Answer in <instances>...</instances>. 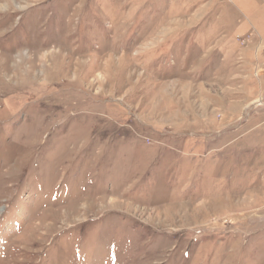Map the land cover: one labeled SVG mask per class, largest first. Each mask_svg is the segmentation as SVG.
Returning a JSON list of instances; mask_svg holds the SVG:
<instances>
[{
	"label": "rangeland",
	"instance_id": "rangeland-1",
	"mask_svg": "<svg viewBox=\"0 0 264 264\" xmlns=\"http://www.w3.org/2000/svg\"><path fill=\"white\" fill-rule=\"evenodd\" d=\"M0 264H264V0H0Z\"/></svg>",
	"mask_w": 264,
	"mask_h": 264
}]
</instances>
